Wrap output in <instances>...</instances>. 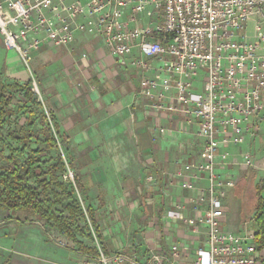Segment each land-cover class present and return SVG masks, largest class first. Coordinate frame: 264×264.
<instances>
[{
  "label": "crops",
  "instance_id": "obj_1",
  "mask_svg": "<svg viewBox=\"0 0 264 264\" xmlns=\"http://www.w3.org/2000/svg\"><path fill=\"white\" fill-rule=\"evenodd\" d=\"M139 53L134 48L129 63L119 65L101 35L76 30L68 46L40 43L30 52L28 69L15 51L5 48L0 34V80L35 82L93 212L103 252L133 249L145 256L153 242L166 250L178 243L193 258L207 239L205 228L171 220L167 211L180 206L190 219L207 208L206 200L197 207L189 203L192 191L181 185L190 179L184 166L201 161L203 140L197 124L188 123L182 113L159 109L150 97L174 90L158 87L142 93L141 80L152 77L160 62L152 60L153 68L143 70L134 63L148 61ZM226 149L228 163L217 172L234 186L222 198V226L243 234L253 229V215L244 219L234 197L248 186L255 190L264 177V121L242 145ZM246 155L251 165L245 166ZM195 184L203 187L207 181L201 178ZM0 212V264H98L88 257L98 251L87 254L72 239L62 245L57 238L66 236L46 221H17L14 212Z\"/></svg>",
  "mask_w": 264,
  "mask_h": 264
},
{
  "label": "built area",
  "instance_id": "obj_2",
  "mask_svg": "<svg viewBox=\"0 0 264 264\" xmlns=\"http://www.w3.org/2000/svg\"><path fill=\"white\" fill-rule=\"evenodd\" d=\"M76 30L101 35L119 65L129 63L134 48L148 60H135L139 68L160 62L152 77L141 80L142 93L158 87L174 90L150 97L159 109L182 113L198 125L201 161L184 166L190 179L181 185L192 191L188 202L194 207L207 201V208L190 219L180 206L167 211L171 220L205 228L207 239L193 258L178 243L166 250L158 242L145 256L132 249L99 250L88 257L98 264H264V247L255 242L253 229L240 234L223 228L222 198L234 181L217 172L228 163L226 148L242 145L264 121V0H0L4 46L28 69L30 52L40 43L68 46ZM32 90L38 93L35 82ZM244 164H252L249 155ZM74 176L72 170L64 178ZM201 178L206 186L195 184ZM57 241L66 245L70 240Z\"/></svg>",
  "mask_w": 264,
  "mask_h": 264
},
{
  "label": "trees",
  "instance_id": "obj_3",
  "mask_svg": "<svg viewBox=\"0 0 264 264\" xmlns=\"http://www.w3.org/2000/svg\"><path fill=\"white\" fill-rule=\"evenodd\" d=\"M14 101L19 104L17 108L23 111L25 119V125L19 128H16L17 123L15 128L10 126ZM58 135L55 124L50 123L41 101L32 90L31 81L20 84L0 80V210L14 212L17 220H44L83 247L76 233L81 210L74 200L72 186L61 180L65 169L63 157L57 154L52 158L53 151L59 147ZM74 180L81 192L76 176ZM255 195L257 202L252 226L255 242L264 247V177L256 184ZM63 200H67L62 205L66 215L57 208ZM86 212L99 239L98 226L89 206ZM86 252L88 254L89 250Z\"/></svg>",
  "mask_w": 264,
  "mask_h": 264
},
{
  "label": "rangeland",
  "instance_id": "obj_4",
  "mask_svg": "<svg viewBox=\"0 0 264 264\" xmlns=\"http://www.w3.org/2000/svg\"><path fill=\"white\" fill-rule=\"evenodd\" d=\"M247 29H248L249 34L253 33L254 24L252 21H250V23L248 24ZM4 81L8 82L6 79ZM31 86H33V82L31 84ZM36 95H37V97H39V94L36 93ZM19 98H21V95ZM17 106H19L18 103L12 104L14 115L10 121L11 126H13L14 123L15 124L17 123L20 125H25V119L23 116L24 115L23 111L19 110L17 108ZM52 123H53V120H52ZM36 124L39 125L38 123H36ZM57 138H58L57 141H58L59 147H58L56 152H55V150L53 151V153H52L53 157L52 158H55L57 154L62 155L63 161L65 163V169H64L63 174H61V180L64 181L68 186H72L74 200L77 202V204L79 205L80 210H81V214H80L81 217H79L78 221H77V229H76L77 237L80 240H82V242H84V243L88 244V246H90V248H87L85 246L82 247V248H86L87 250H89V252L94 254L99 250L103 251V249L100 247V242L97 238L95 230L89 223V219L87 217V212H86L87 204H86L85 198L83 197L82 193L79 192L78 189L76 188L74 178H73V180L64 178L65 173H68V171H72L74 169L71 167L72 165H71L70 161L68 160V158L66 157V150H65V147L63 145L62 138H60L59 136ZM8 142H10V141H8ZM34 147H37V146L35 145ZM43 159L47 160L48 157L43 156ZM75 176H76V172H75ZM254 191L255 190H254L253 186L252 187L248 186V187L242 189V194H240L239 197H234L236 203L240 207L239 211H240L242 217H244V219L245 218L249 219V217H251L254 214L256 202H257V196L255 195ZM66 201L67 200H65V201L63 200L61 205H57L59 212H62L65 215L67 214V212H66V210H64L62 208V205L66 204ZM4 218H5V220L10 219L9 217L7 218L6 216H4ZM1 219H2V215H0V220ZM17 221H19V220H17ZM251 221H252V219H251ZM61 234L66 236L65 238H62L63 240L67 241V240L71 239L67 236L66 233H61Z\"/></svg>",
  "mask_w": 264,
  "mask_h": 264
}]
</instances>
